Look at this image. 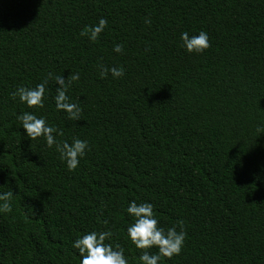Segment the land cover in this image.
Listing matches in <instances>:
<instances>
[{"label": "trees", "instance_id": "16d2710c", "mask_svg": "<svg viewBox=\"0 0 264 264\" xmlns=\"http://www.w3.org/2000/svg\"><path fill=\"white\" fill-rule=\"evenodd\" d=\"M100 17L108 25L90 42L81 33ZM201 30L210 47L188 53L180 33ZM100 64L125 74L100 78ZM49 72L80 73L68 91L79 121L55 109L52 79L44 108L12 97ZM24 111L45 116L58 139L88 141L75 170L27 137ZM258 125L264 0H0V191L15 195L0 214V264H80L73 241L107 229L138 264L130 200L152 203L165 230L183 221L185 244L163 264H264Z\"/></svg>", "mask_w": 264, "mask_h": 264}, {"label": "clouds", "instance_id": "9594fccd", "mask_svg": "<svg viewBox=\"0 0 264 264\" xmlns=\"http://www.w3.org/2000/svg\"><path fill=\"white\" fill-rule=\"evenodd\" d=\"M145 23H150V20H146ZM107 25L108 20L100 17L97 23L91 26L89 32H82L81 35L87 36L90 42H95ZM179 39L188 53H201L210 47L208 34L203 30L191 35L188 31H182ZM123 50L122 43L114 44L113 51L115 53H122ZM109 73L113 79H118L124 76L125 68L121 65L111 67L99 65L100 78H105ZM50 79L54 80L57 85L53 97L55 109L64 112L69 120L79 121L82 108L79 103L72 102L68 95L72 83L80 79L79 72L69 74L67 79L62 75H54L49 72L35 87L18 86L11 95L14 99L18 97L19 101L29 108L33 106L44 108ZM16 118L20 121L27 137L31 140L43 137L46 146L53 148L58 153L59 159L69 171L78 167L80 160L89 150L88 141L85 139L75 136L70 140L58 139L63 136L62 130L49 123L43 115L38 116L35 112L24 111L18 113ZM256 131L264 133V126L258 125ZM14 196L11 189L0 191V214L12 213ZM126 212L133 220L125 229L127 237L137 249L143 250L135 258L138 264H163L164 258L170 259L180 254L187 235L183 221H178L177 224L165 230L159 225L158 218L154 213V205L150 202L137 203L135 200H130ZM104 223L106 224L107 221ZM178 228L179 230H177ZM112 235V230L107 229L87 231L78 236L73 241L72 247L78 250L80 264H129L124 248L118 243L110 242ZM153 247L157 251L150 252L149 250Z\"/></svg>", "mask_w": 264, "mask_h": 264}]
</instances>
